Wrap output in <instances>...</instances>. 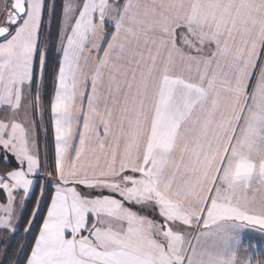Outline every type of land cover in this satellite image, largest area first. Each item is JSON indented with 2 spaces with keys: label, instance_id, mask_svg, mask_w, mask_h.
I'll list each match as a JSON object with an SVG mask.
<instances>
[{
  "label": "snow or ice",
  "instance_id": "6c2138e0",
  "mask_svg": "<svg viewBox=\"0 0 264 264\" xmlns=\"http://www.w3.org/2000/svg\"><path fill=\"white\" fill-rule=\"evenodd\" d=\"M0 163L25 264H264V0H0Z\"/></svg>",
  "mask_w": 264,
  "mask_h": 264
},
{
  "label": "trees",
  "instance_id": "16d2710c",
  "mask_svg": "<svg viewBox=\"0 0 264 264\" xmlns=\"http://www.w3.org/2000/svg\"><path fill=\"white\" fill-rule=\"evenodd\" d=\"M56 58H57V52L53 48L51 56L49 58V64L51 66H55ZM46 103L48 104L47 100H46ZM43 120H44V124L46 122H48V118H46V116H45V118H43ZM50 135H51V131H50ZM41 142H42V137H41ZM51 143H52V141H51ZM47 145H48V147L51 148V150H49V154L51 155V152L53 149V144H50L47 142ZM0 167H3L2 163H0ZM46 187H47L46 192L53 191V189L51 187H49V186H46ZM37 191H38V188H37ZM34 204H35V198L32 200V202L28 203L27 211H26L25 217H24V223H22L20 225L18 233H16L15 235L10 234L9 238L6 240V242H4V245L1 244V248L4 250L3 251L4 256L2 258L1 264H12V262L14 261L12 258H13V255H15V254H16L15 256H17L16 264H25L26 257L29 254L30 249L32 247V244L34 242L35 232H33L32 234L28 233L26 239L24 240L23 250H20L22 245H20L19 242L22 241L21 240L22 236H25V235H23L24 233H26L24 224H26L30 214L32 213L33 208H34ZM44 211H46V209H42L41 215L43 214ZM17 254H19V256ZM257 258L260 259V258H264V257H257Z\"/></svg>",
  "mask_w": 264,
  "mask_h": 264
},
{
  "label": "rangeland",
  "instance_id": "374dc122",
  "mask_svg": "<svg viewBox=\"0 0 264 264\" xmlns=\"http://www.w3.org/2000/svg\"><path fill=\"white\" fill-rule=\"evenodd\" d=\"M54 49H55V47H53ZM56 50V49H55ZM49 66H50V68L51 69H54L55 68V66H51L50 64H49ZM50 78H51V75H50ZM44 105H45V111H44V113H43V118H45V116H46V118H48V122H46L45 124H44V120L42 121V123L46 126L48 123H49V120H50V115H49V113H48V111H47V106H48V104L46 103V101L44 102ZM52 137H51V135H50V131H49V133H48V140H47V142L48 143H50V144H53V142L51 143V141H52V139H51ZM43 144H44V139H43V135H42V142H41V145H42V148H43ZM48 150H51V148L50 147H48ZM49 169H42V171H44V172H46V171H48ZM43 182V181H42ZM47 186V185H46ZM45 190H47V187L45 188ZM37 193H39V189H38V191H37ZM3 198V196H2V194H0V199H2ZM35 205V204H34ZM10 234H12L11 232H7V231H0V264H1V261H2V258H3V256H4V253H3V249L1 248V244H3L4 245V242H6V240L9 238V235ZM23 235H25V236H22V238H21V240L22 241H20L19 243H20V245H24V240L26 239V237H27V235H28V233L26 232V233H24ZM245 247H248V245H247V242H245ZM21 250V249H20ZM16 255V254H15ZM15 255H13V262H12V264H16V262H17V256H15ZM18 256H19V254H17ZM257 259H259V258H257Z\"/></svg>",
  "mask_w": 264,
  "mask_h": 264
},
{
  "label": "crops",
  "instance_id": "0c3cea01",
  "mask_svg": "<svg viewBox=\"0 0 264 264\" xmlns=\"http://www.w3.org/2000/svg\"><path fill=\"white\" fill-rule=\"evenodd\" d=\"M50 170V169H49Z\"/></svg>",
  "mask_w": 264,
  "mask_h": 264
}]
</instances>
